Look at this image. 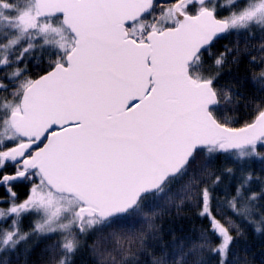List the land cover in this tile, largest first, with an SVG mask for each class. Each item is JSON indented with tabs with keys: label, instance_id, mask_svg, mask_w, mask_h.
<instances>
[{
	"label": "snow or ice",
	"instance_id": "snow-or-ice-1",
	"mask_svg": "<svg viewBox=\"0 0 264 264\" xmlns=\"http://www.w3.org/2000/svg\"><path fill=\"white\" fill-rule=\"evenodd\" d=\"M0 264H264V0H0Z\"/></svg>",
	"mask_w": 264,
	"mask_h": 264
}]
</instances>
